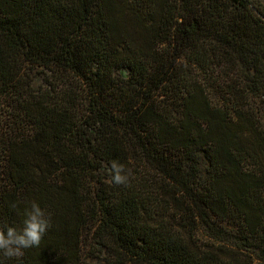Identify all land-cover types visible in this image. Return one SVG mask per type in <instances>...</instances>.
<instances>
[{
  "label": "trees",
  "instance_id": "trees-1",
  "mask_svg": "<svg viewBox=\"0 0 264 264\" xmlns=\"http://www.w3.org/2000/svg\"><path fill=\"white\" fill-rule=\"evenodd\" d=\"M32 202L0 264H264V1L0 0V224Z\"/></svg>",
  "mask_w": 264,
  "mask_h": 264
},
{
  "label": "clouds",
  "instance_id": "clouds-1",
  "mask_svg": "<svg viewBox=\"0 0 264 264\" xmlns=\"http://www.w3.org/2000/svg\"><path fill=\"white\" fill-rule=\"evenodd\" d=\"M112 181L116 185H127L130 173L125 165L116 161L111 163ZM23 227L17 229L7 223L0 224V254L4 257L19 259L23 250L38 247L47 230L50 228V218L38 203L32 202L25 212Z\"/></svg>",
  "mask_w": 264,
  "mask_h": 264
},
{
  "label": "rangeland",
  "instance_id": "rangeland-1",
  "mask_svg": "<svg viewBox=\"0 0 264 264\" xmlns=\"http://www.w3.org/2000/svg\"><path fill=\"white\" fill-rule=\"evenodd\" d=\"M264 1V0H263ZM118 74L120 75V76H122V77H126L127 76V74H128V72L126 71V70H121V71H119L118 72ZM37 81H36V86H38V85H40L42 82H41V79H39L38 77H37V79H36Z\"/></svg>",
  "mask_w": 264,
  "mask_h": 264
}]
</instances>
